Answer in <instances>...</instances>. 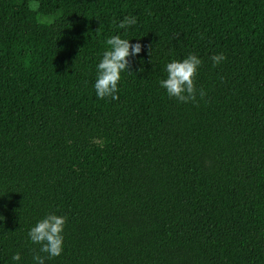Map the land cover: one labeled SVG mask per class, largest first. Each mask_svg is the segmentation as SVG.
I'll return each instance as SVG.
<instances>
[{
	"label": "trees",
	"instance_id": "trees-1",
	"mask_svg": "<svg viewBox=\"0 0 264 264\" xmlns=\"http://www.w3.org/2000/svg\"><path fill=\"white\" fill-rule=\"evenodd\" d=\"M118 34L142 51L100 99ZM189 54L181 102L159 81ZM53 212L45 264H264V0H0V264L46 256L27 233Z\"/></svg>",
	"mask_w": 264,
	"mask_h": 264
},
{
	"label": "clouds",
	"instance_id": "clouds-1",
	"mask_svg": "<svg viewBox=\"0 0 264 264\" xmlns=\"http://www.w3.org/2000/svg\"><path fill=\"white\" fill-rule=\"evenodd\" d=\"M136 23V17L128 15L119 22L118 28L127 31ZM131 40L123 38L119 34L106 39V48L95 67L96 78L93 88L97 98L118 99V82L121 80V74L132 73L129 70V57L136 56L142 51L141 43H131ZM224 59L225 56L222 53L211 57L214 66ZM201 64V59L195 54H189L183 59L171 60L164 66L167 76L159 81L160 87L166 90L169 97H174L181 102L194 100L197 92L194 86V77ZM200 95L202 96L203 92ZM66 219V216L53 212L44 215L29 228L27 235L30 242L40 246L39 253L46 254V256L33 255V264H45L46 259L62 254ZM11 261L18 264L21 261L20 253H14L11 256Z\"/></svg>",
	"mask_w": 264,
	"mask_h": 264
},
{
	"label": "rangeland",
	"instance_id": "rangeland-1",
	"mask_svg": "<svg viewBox=\"0 0 264 264\" xmlns=\"http://www.w3.org/2000/svg\"><path fill=\"white\" fill-rule=\"evenodd\" d=\"M49 22H51V20H48Z\"/></svg>",
	"mask_w": 264,
	"mask_h": 264
}]
</instances>
